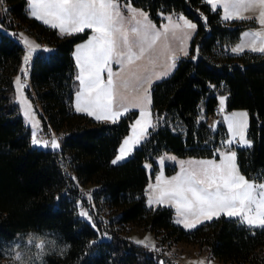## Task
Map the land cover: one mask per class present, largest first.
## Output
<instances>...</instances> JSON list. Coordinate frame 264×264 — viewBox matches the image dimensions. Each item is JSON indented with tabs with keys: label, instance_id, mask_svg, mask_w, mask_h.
I'll return each instance as SVG.
<instances>
[{
	"label": "trees",
	"instance_id": "16d2710c",
	"mask_svg": "<svg viewBox=\"0 0 264 264\" xmlns=\"http://www.w3.org/2000/svg\"><path fill=\"white\" fill-rule=\"evenodd\" d=\"M5 2L9 12L3 15L0 29V249L16 244L22 248L26 236L38 234L55 245L53 254L43 256V264H160L161 260L175 264L167 255L182 243L196 246L222 264H264V229L253 230L238 218L220 216L188 230L177 223L174 209L149 207L146 199L165 154L221 158L216 149H222L228 139L223 117L212 126L220 96L225 97L228 112L249 114L252 146L228 145L236 152L240 172L249 179L264 177V53L231 52L254 23L224 21L221 12L213 11L205 0H131L157 23L160 12L183 13L197 24V34L189 58L152 87L157 127L149 130L146 142L127 160L113 164L138 115L130 112L107 124L75 110L79 81L74 52L91 31L60 37L26 14L27 0ZM20 30L50 49L32 54L27 74L23 71L26 50L13 35ZM17 76L28 83L27 96L41 118L43 132L55 134L60 150L32 145V131L17 103ZM177 169L166 164L164 173L172 176ZM81 190L91 191L94 207ZM77 201L89 210L92 221L80 215ZM129 225L152 232L156 250L129 241L124 236ZM36 251L31 247L27 253L34 257ZM10 257L0 254V264H13Z\"/></svg>",
	"mask_w": 264,
	"mask_h": 264
},
{
	"label": "snow or ice",
	"instance_id": "6c2138e0",
	"mask_svg": "<svg viewBox=\"0 0 264 264\" xmlns=\"http://www.w3.org/2000/svg\"><path fill=\"white\" fill-rule=\"evenodd\" d=\"M27 3L28 16L38 18L54 29L58 28L62 35L82 32L85 28L92 30L87 40L76 45L74 52L79 73L75 78L79 81V90L75 93L76 111L86 112L97 120L115 122L129 111L130 105L139 108V118L131 124V135L124 138L119 154L111 163L123 160L133 151V145L146 142L150 127H157L148 108L151 103L149 88L154 79L166 76L175 67L176 50L171 47L169 35L179 42V50L186 55L187 49L184 46L197 28L196 23L183 13L174 21L171 13L160 12V16L167 17V22L162 28H158L150 19L149 12L135 6L131 0H27ZM207 3L212 8L222 3L223 17L226 20L230 17L245 18L241 16L242 11L258 9L259 23L264 25V0H207ZM8 12L5 0H0V13L7 15ZM2 28L3 25H0V29ZM243 35H251V40L235 45L232 52H241L248 47L264 53V32H245ZM19 36L27 47L23 57L24 64L27 65L34 50L41 46L30 41L23 33H19ZM158 41H162L159 49L156 47ZM196 51H199V45ZM150 52H154L156 57L164 58L160 71L149 70L148 64L139 63ZM192 58L196 59L195 56ZM112 61L119 65L118 71H113ZM148 63L154 66L156 60L150 57ZM105 70L106 79L103 75ZM23 71L27 74V68ZM129 77L136 81V92L131 98L119 88L120 84L128 87ZM15 84L24 115L32 122V143L44 147L50 145L53 150L59 149L60 142L54 133L47 140L37 138L39 121L35 118L31 101L22 91L24 84L21 83L20 76L16 77ZM219 99L222 107L225 97L220 96ZM247 117L246 110L232 113L228 123L231 137L222 142V149H216L220 160L190 158L187 162L181 160L180 171L171 177L164 176L163 172L157 174L155 184L148 185L152 190L148 194V204L174 202L177 214L181 217L177 223L182 224L185 229H193L202 221H210L221 214L237 217L253 230L257 227L264 229V177L247 178L238 169L236 152L228 147L236 137L245 145L252 144L245 136ZM160 159L163 162V157ZM186 163L187 167L184 166ZM61 166L69 179L78 185L76 177L68 173L67 164L62 163ZM81 192L87 196L89 205L94 207L91 204V191ZM80 215L92 221L89 210L82 205ZM148 239L145 237L137 240V243L155 249V243H148ZM27 243L37 249L34 257L26 256L19 244L11 249H0V254L12 255L13 264H36L37 260L43 264V256L52 250L48 246L52 242L47 236L29 234ZM60 251L62 253V249ZM160 264H164V261L161 260ZM198 264H205V260L201 259ZM208 264H212L211 260H208Z\"/></svg>",
	"mask_w": 264,
	"mask_h": 264
},
{
	"label": "rangeland",
	"instance_id": "374dc122",
	"mask_svg": "<svg viewBox=\"0 0 264 264\" xmlns=\"http://www.w3.org/2000/svg\"><path fill=\"white\" fill-rule=\"evenodd\" d=\"M205 2L207 3V0H205ZM208 4V3H207ZM211 7V6H210ZM212 8V7H211ZM212 10L213 11H220L221 12V17H222V19L224 20V21H233V20H238V21H247V22H253L254 24L253 25H250L246 30H244L243 31V33H242V35H241V39H240V41L238 42V43H236L235 45H237V44H239V43H247L249 40H251V35H249V36H245V35H243L245 32H248V33H255V32H257V31H261V32H264V25H261L260 23H259V11H258V9H250V10H247V11H242L241 12V16L242 17H245V18H240V17H230L229 19H224V17H223V6H222V3H218L217 4V6L215 7V8H212ZM172 14V19L175 21L176 20V18H177V16L179 15V13H171ZM204 17H206V15H204L203 16V19H204ZM160 18H161V20H160V22L159 23H157L156 21H154V20H152L151 18V20L156 24V26L158 27V28H162V26H163V24L164 23H166L167 22V17L166 16H164V17H162V16H160ZM39 21V20H38ZM40 22H43V21H41L40 20ZM194 22V21H193ZM195 23V22H194ZM43 24H45L44 22H43ZM47 27H49V28H52L50 25H48V24H45ZM197 25V24H196ZM52 29H54V28H52ZM54 30H56L57 31V33H58V35L60 36V37H65V36H72V35H74V34H78V33H82V32H84V31H86V30H88V31H91V33H92V30L91 29H87V28H85V30L84 31H82V32H78V33H73V34H71V35H68V34H64V35H62L60 32H59V29L58 28H55ZM179 31V30H178ZM19 33H23L24 34V36H26V37H28V39L30 40V41H32V42H34V43H36V44H39L40 46H41V44L39 43V41L37 40V38L35 37V36H33V35H31V34H29V33H27V32H25V31H23V30H20V31H18V32H16V36H17V38H18V40L20 41V43L24 46V48H25V50L27 51V47L24 45V43H23V40L21 39V37L19 36ZM196 34H197V28L195 29V31L193 32V34H192V36H191V38L189 39V40H187L186 41V44H185V46L184 47H186V49H187V54L185 55L182 51H180L179 50V48H180V45H179V42L177 41V40H175V39H173L172 37H171V35H169V41H170V43H171V47H172V49H174V50H176V56H177V58H176V60H175V67L174 68H172L169 72H168V74L166 75V76H162V77H160V78H158V79H154L153 81H152V84H151V87L149 88V95H150V99H151V103L148 105V108L150 109V112H151V117H152V119H153V121H154V117H153V114H152V98H151V91H152V87L156 84V83H158V82H161V81H163V80H165V79H167V78H169L170 76H172V74L175 72V70H176V68H177V66H178V63L181 61V60H183V59H187V58H189V56H190V53H191V48H192V44H193V41H194V39H195V37H196ZM91 35V34H90ZM234 45V46H235ZM233 46V47H234ZM157 49H159V48H161L162 47V41H158L157 42ZM232 47V48H233ZM42 49H45V51H47V52H50V49H46V47L44 46V47H39V48H36L35 50H34V52L33 53H37L39 50H42ZM76 51V50H75ZM231 52H232V50H231ZM244 52H252V53H261V52H259V51H253L252 49H250V48H248V47H245L244 49H243V51H241V52H232L233 54H242V53H244ZM75 57V56H74ZM153 58V59H155L156 60V63H155V65L153 66V65H151V64H149L148 63V60H149V58ZM163 57H156V54L154 53V52H150V53H146L145 54V59L143 60V61H140L139 63H142V64H148V68H149V70H154V71H160L161 69H162V67H163ZM30 61H31V59H30ZM30 61L28 62V64L30 63ZM27 64V65H28ZM27 65L25 66V68H27ZM111 66H112V68H113V71L115 72V71H118L119 70V65L115 62V61H112L111 62ZM77 70H78V66H77ZM28 72V71H27ZM79 74V73H78ZM103 75H104V77H105V79H106V75H107V71L105 70V72L103 73ZM20 78H21V76H20ZM21 83H23L24 84V87H23V89H22V91H23V93H24V95L27 97V99L29 100V101H31L29 98H28V96H27V91H26V89H27V87H28V83L25 81V80H23L22 78H21ZM119 88H120V91L121 92H123L125 95H127L129 98H131L132 96H134L135 95V92H136V81H135V78H131V77H129V81H128V87L127 88H125L124 87V85L123 84H120L119 85ZM15 89H16V96H17V103H18V105H19V107H20V110H21V113H22V116H23V119H24V123H25V125H27L30 129H31V131H33V129H32V122H31V120L29 119V118H27V117H25V115H24V111H23V106L21 105V102H20V99L18 98L19 97V92L17 91V88H16V84H15ZM79 90V89H78ZM75 102H76V96H75ZM219 103H220V99H219ZM75 105V110H76V103L74 104ZM221 105V104H220ZM226 101L224 100V103H223V106H222V109H223V113H222V117H223V120H224V124H225V126H226V128H227V134H228V139L231 137V132L229 131V128H228V123H229V118L231 117V115H232V113H234V112H240V111H244V110H239V111H234V112H228L227 110H226ZM31 106H32V109H33V112H34V114H35V118L39 121V126H38V128L36 129V134H37V137H38V135H40L44 130H43V127H42V121H41V118L39 117V115H38V113H37V111H36V109H35V107H34V105L32 104V102H31ZM78 113H80V114H83V115H86V116H88L89 118H91L93 121H95V122H99V123H107V124H112V123H115V122H117L121 117H123L124 115H126L127 113H130V112H137V118H139V113H140V110H139V108H137V107H135V106H129V111L127 112V113H124V114H122L115 122H113V121H109V120H97L94 116H91V115H89L88 113H86V112H79V111H77ZM248 113V112H247ZM136 118V119H137ZM225 118H226V121H225ZM155 122V121H154ZM134 123V122H133ZM215 125H216V123H213V127H215ZM248 126H249V114H248V117H247V128L245 129V136H246V138L247 139H249L248 138ZM151 129V127L149 128V130ZM48 134V133H47ZM49 135V138L48 139H50L51 138V134H48ZM129 135H131V130H130V133H129ZM128 135V136H129ZM57 138V137H56ZM58 139V138H57ZM227 139V140H228ZM236 139H238L239 140V137H236V138H233L232 139V143H231V145H229V146H235L234 145V140H236ZM45 140H47V139H45ZM143 142H141L140 144H136V145H133V151L136 149V148H138L141 144H142ZM32 145L35 147V148H37V149H39V150H44V151H46V150H51V151H58V150H60V147H59V149H55V150H53L52 148H51V146L49 145L48 147H44L43 145H34L33 143H32ZM252 146V144L251 145H245V144H243L242 142H241V148L242 149H246V148H250ZM235 148H236V146H235ZM132 151V152H133ZM132 152H130L129 153V155L127 156V157H125L123 160H120V161H117V162H123V161H125V160H127L128 158H129V156H130V154H132ZM173 157H175V159H173ZM178 157L177 156H175L174 154H165L164 156H163V162H161V159H159V165H160V169H161V171H160V173L161 172H163L164 173V170H165V166H166V164H175V165H177L178 164ZM216 160H220V159H216ZM187 164V163H186ZM236 164H237V158H236ZM238 165V164H237ZM187 167V166H186ZM149 170H150V167L148 166L147 167ZM238 169H239V166H238ZM240 171V170H239ZM80 207H81V204H79V210H80ZM84 207V206H83ZM86 208V207H85ZM83 217V216H82ZM83 218H85V219H87L86 217H83ZM182 225V224H181ZM183 226V225H182ZM184 227V226H183ZM258 228V227H257ZM188 230H190V229H188ZM125 234H124V236L129 240V241H131V242H133V243H135V244H139V243H137V240H142V239H144L145 237H148L149 239H148V243H152V242H156V239H155V236H154V234L152 233V232H148V231H145V230H143V229H138V228H136V227H134V226H131V225H129V226H126L125 227ZM28 237L29 236H26L25 237V239H24V242H23V246H22V248L24 249V251H25V254H26V256H29L28 255V253H27V251H28V249L29 248H34L32 245H29L28 243H27V241H28ZM40 237H42V236H40ZM51 241V240H50ZM52 242V241H51ZM142 245H144V247H146L147 249H149V250H151V251H155L156 249H153V248H151V247H148L146 244H142ZM52 250H50V251H48L46 254H53L54 252H55V245H54V243L52 242L50 245H48ZM168 258L169 259H171L175 264H198V262L201 260V259H204L205 260V264H208V260H211V262H212V264H222V263H220L219 261H217V260H213L208 254H206V253H204V252H202L201 250H199L196 246H194V245H192V244H178V245H176V246H174L173 247V249L171 250V252H169L168 253ZM10 260L12 261V263H13V257H10Z\"/></svg>",
	"mask_w": 264,
	"mask_h": 264
},
{
	"label": "crops",
	"instance_id": "0c3cea01",
	"mask_svg": "<svg viewBox=\"0 0 264 264\" xmlns=\"http://www.w3.org/2000/svg\"><path fill=\"white\" fill-rule=\"evenodd\" d=\"M33 18H35V17H33ZM35 19H37V20H39L38 18H35ZM40 21V20H39ZM43 23V22H42ZM225 121H226V118H225ZM227 122V121H226ZM131 155V154H130ZM190 158H179L178 159V164H177V172H179L180 171V169H181V165H180V161L181 160H184V161H188ZM185 167L187 166V164H185L184 165ZM176 172V173H177ZM175 173V174H176ZM164 174V176H166V177H171V176H167V175H165V173H163ZM175 174H173V175H175ZM172 175V176H173ZM155 182H156V180L152 183V184H155ZM150 191H152L151 189H148V191L146 192V199H147V205L149 206V207H153V206H166V207H170V208H172V209H174L175 210V212L177 213V210H176V207H175V203L174 202H172V203H162V204H158V203H153V204H151V205H149L148 204V199H149V192ZM177 216L179 217V219L181 218L178 214H177ZM220 216H226L225 214H221ZM219 216V217H220ZM228 217V216H227ZM216 218H218V217H213V219H216ZM230 218H237V217H230ZM212 219V220H213ZM239 219V218H238ZM240 220V219H239ZM211 221V220H210ZM241 221V220H240ZM206 222H209V221H202L200 224H198L195 228H197L198 226H200L201 224H203V223H206ZM243 222V221H242ZM243 223H245V222H243ZM246 224V223H245ZM195 228H193V229H195ZM190 230H192V229H190Z\"/></svg>",
	"mask_w": 264,
	"mask_h": 264
},
{
	"label": "built area",
	"instance_id": "2783aa9c",
	"mask_svg": "<svg viewBox=\"0 0 264 264\" xmlns=\"http://www.w3.org/2000/svg\"><path fill=\"white\" fill-rule=\"evenodd\" d=\"M3 15H4V13H0V25H1V20L3 19ZM41 47H44V46L42 45ZM222 113H223V109H222L221 105L219 104V105L214 109V116L212 117V120H213L212 123H213L214 121H216V120L222 115ZM37 138L45 140V139H48L49 136L47 135V133L42 132L40 135H38ZM234 144H235V146H237V147H241V142H239L238 139L234 140ZM86 197H87V196H86ZM107 236H108V234L105 235V233H104V237H107Z\"/></svg>",
	"mask_w": 264,
	"mask_h": 264
}]
</instances>
